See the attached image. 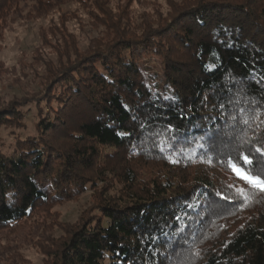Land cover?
Listing matches in <instances>:
<instances>
[{
	"label": "trees",
	"instance_id": "trees-1",
	"mask_svg": "<svg viewBox=\"0 0 264 264\" xmlns=\"http://www.w3.org/2000/svg\"><path fill=\"white\" fill-rule=\"evenodd\" d=\"M12 1L0 0V25ZM165 2L164 17L111 23L89 55L60 54L49 81L61 96L43 101L62 111L0 153V231L72 184L102 183L88 219L60 236L43 227L44 264H264V192L232 171L264 179V0ZM152 58L163 72L153 85ZM19 115L2 108L0 127ZM56 123L67 153L52 148ZM97 146L115 152L110 168L96 166Z\"/></svg>",
	"mask_w": 264,
	"mask_h": 264
},
{
	"label": "rangeland",
	"instance_id": "rangeland-1",
	"mask_svg": "<svg viewBox=\"0 0 264 264\" xmlns=\"http://www.w3.org/2000/svg\"><path fill=\"white\" fill-rule=\"evenodd\" d=\"M98 1L102 0L97 3L92 0H14L7 6L4 22L0 25V110L12 108L20 115L0 127V153L8 156L26 139L42 137L38 129L40 123L54 122L53 116L62 111L58 102L51 101L50 97L43 101L49 94L61 96L55 81H49V71L60 69L58 67L66 61L59 58L60 54L76 49L82 58L89 55L93 41L110 33L111 23L120 21L123 16L129 15L132 21L141 19L143 13L152 15L157 9L164 17L169 10L165 0H108L105 8ZM143 66L151 73V85L162 82V66L158 59H145ZM48 136L53 140L55 152L69 151L64 127L56 123L55 130ZM97 150L100 158L96 166L110 168L115 152L99 146ZM109 183L113 187L116 182L111 179ZM101 186L102 183L97 182L94 188L86 186L80 190L72 184L57 194L46 213L34 212L17 225L1 230L0 264H44L45 257L38 246V234L43 227L56 224L52 232L60 236L64 233L63 226L67 229V226L88 219L94 211L93 205L103 194Z\"/></svg>",
	"mask_w": 264,
	"mask_h": 264
},
{
	"label": "snow or ice",
	"instance_id": "snow-or-ice-1",
	"mask_svg": "<svg viewBox=\"0 0 264 264\" xmlns=\"http://www.w3.org/2000/svg\"><path fill=\"white\" fill-rule=\"evenodd\" d=\"M257 151L259 152L260 150L257 149ZM242 163L246 165H251L252 160L248 155H244ZM232 167L236 174L247 184H249L252 188L260 192H264V179H261L259 175H252L250 172H242L240 168H237L235 165H233ZM239 194L246 195L243 189L239 190ZM177 219H179V217H177ZM193 235H195V233H193Z\"/></svg>",
	"mask_w": 264,
	"mask_h": 264
}]
</instances>
